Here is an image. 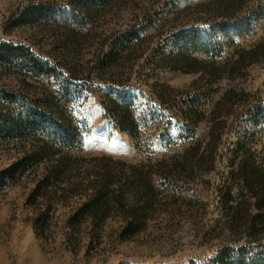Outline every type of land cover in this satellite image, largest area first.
Listing matches in <instances>:
<instances>
[{
    "label": "rangeland",
    "instance_id": "obj_1",
    "mask_svg": "<svg viewBox=\"0 0 264 264\" xmlns=\"http://www.w3.org/2000/svg\"><path fill=\"white\" fill-rule=\"evenodd\" d=\"M30 108L0 122V264H264V0H0V111ZM101 166L152 186L75 220Z\"/></svg>",
    "mask_w": 264,
    "mask_h": 264
},
{
    "label": "trees",
    "instance_id": "obj_2",
    "mask_svg": "<svg viewBox=\"0 0 264 264\" xmlns=\"http://www.w3.org/2000/svg\"><path fill=\"white\" fill-rule=\"evenodd\" d=\"M22 49L25 50V48L21 47L20 50L22 51ZM23 53L25 54V52ZM9 56H10V53L8 52L1 53V57L4 58V60H6L7 57ZM30 61L33 63V65L38 70L45 71V69H47L46 65L43 64L41 59L38 57H35L34 55H31ZM13 96L14 95L10 93H3L2 95L3 98L9 99V100H11ZM27 112L28 113L19 112V114L11 115L9 113H2L0 111V122L2 123V125L7 127L6 129L7 132L11 134L25 133L32 129L37 130V129L42 128L43 130H45V123L46 121H49L48 120L49 112H43V111L38 110L37 108H30ZM48 135H49V138L52 139L53 142L60 143L62 146L67 147L68 149L73 148L75 146L79 147L83 141L81 133L77 129L72 128L69 125H66V126L59 125L57 128H55L54 131L48 133ZM103 159H106V158L104 157L97 158L96 162L100 163L101 161H103ZM120 164L122 165L121 168L125 166L124 162H121ZM129 167L131 169L130 173L133 174L134 176H137V174L140 175V173L142 172V169L139 168L138 166H129ZM99 169L101 171L99 170L96 174V176L99 179L97 182H95L92 185L94 192L92 193L90 198L84 201V203L79 207L78 213L73 215L75 220H77L81 216V214L84 215L86 213L88 215H91L94 221L96 220L100 221L104 219V217H106L105 212L107 210H110L109 202L107 201V199L104 200V198L106 197L108 193L112 194L111 204H114L118 209L119 208L121 209L126 206L125 202L121 200L124 190L127 191V189H125L126 186H129L130 188H134V189L137 188V190L140 189L138 191H141V190L145 191L144 193L149 192L152 186L145 179H136L134 181H130L128 179V182L124 184L119 183L117 189H111L112 186H114V181H112V178H114V176L112 175L113 171L110 170L106 166H101L99 167ZM58 170L60 169L57 168V173H59ZM11 174H12V171H10L9 169H5L0 175V185L5 184L4 178ZM50 176H54V178L59 177L57 174H52ZM255 184H256V188L258 189L260 188L264 191V182L262 183L257 182ZM260 202H261V206H263L264 205V194ZM134 218H136V220L132 219L131 221L126 223L127 231L130 229H136L140 226L141 223L139 221L137 225L135 223L138 217L135 216ZM222 264H226L225 260L224 262H222Z\"/></svg>",
    "mask_w": 264,
    "mask_h": 264
}]
</instances>
